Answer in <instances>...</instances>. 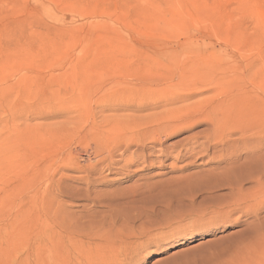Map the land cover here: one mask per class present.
Returning a JSON list of instances; mask_svg holds the SVG:
<instances>
[{"label": "rangeland", "instance_id": "rangeland-1", "mask_svg": "<svg viewBox=\"0 0 264 264\" xmlns=\"http://www.w3.org/2000/svg\"><path fill=\"white\" fill-rule=\"evenodd\" d=\"M260 112L264 0H0V264H264Z\"/></svg>", "mask_w": 264, "mask_h": 264}, {"label": "bare ground", "instance_id": "bare-ground-1", "mask_svg": "<svg viewBox=\"0 0 264 264\" xmlns=\"http://www.w3.org/2000/svg\"><path fill=\"white\" fill-rule=\"evenodd\" d=\"M145 96H143L142 94H140V98H144ZM105 98H108V97H105ZM75 101V100H74ZM141 105H143V104H141ZM146 105V104H145ZM196 106L197 105H194L193 107H192V109H194V108H196ZM141 107V106H140ZM200 107H202V105H199V109H200ZM199 111H201V114H202V112L204 113L205 112V110H199ZM193 112H194V110H193ZM225 112H223V114H224ZM226 113H227V115H226V119L228 120V121H225V120H223V121H221V119L219 118L218 119V117H217V120H215V123H214V125H215V134H213V135H211L209 138H208V142L210 143L211 141H213V140H217V139H219L218 138V135H223V133L226 131V130H228V125H226V124H228L229 123V121H231L232 122V120H231V117H230V115L228 114V112H227V110H226ZM261 113V112H260ZM163 115V117H166L165 119H160L159 121L157 120V121H152L151 119H149V120H151V122H148L147 121V123L148 124H145V125H143L142 124V126L144 127V129H145V131L148 129L149 131H150V134H151V131H153L154 130V127H155V129H158L160 132H159V134H161V132H163V133H171V132H174L175 130H176V128H179V127H182V126H185V125H187V122H188V120H187V118H185L184 117V113L183 112H178L177 114H171V115H167V113H166V115H164V114H162ZM225 115V114H224ZM159 116H161V115H159ZM258 116V115H257ZM259 121H260V124H259V122L258 123H255V125L257 124V127H258V124H259V127H263L264 126V119H263V113H261L260 115H259V117L257 118ZM143 120H147V118H143ZM144 122V121H143ZM152 122H154L153 124H156L157 123V125L156 126H154V125H152L151 123ZM141 123V122H140ZM224 123V124H223ZM263 125V126H262ZM141 126V125H140ZM152 128H153V130H152ZM141 129H142V127H141ZM140 129V130H141ZM140 130L138 131V132H140ZM147 130V131H148ZM257 130V133H256V135L258 136V137H261V132H260V130H261V128H258V129H256ZM155 131V130H154ZM157 131V130H156ZM232 131H233V127L231 126V130H230V132L227 134V136H225V137H229V135L232 133ZM143 132V131H142ZM259 132H260V134H259ZM155 133H157V132H155ZM138 134V133H137ZM140 134L142 135V136H144V134L143 133H141L140 132ZM139 134V135H140ZM146 135V134H145ZM149 135V132H148V134H147V136ZM260 135V136H259ZM152 136H154V135H152ZM151 136V137H152ZM154 138H155V136H154ZM96 139V148L93 150V152L95 151L96 152V154H102V153H104L103 155H105V156H103L102 155V157L105 159H108V160H112L113 159V157H112V154H114V147H113V144L109 141V140H107V139H105V138H103V137H100V138H95ZM140 139V138H139ZM151 139V138H150ZM158 139V138H157ZM227 139V138H226ZM262 139V138H261ZM98 141V142H97ZM152 142H154V141H156V138H155V140L153 141V139L151 140ZM157 142V141H156ZM195 142V144H194V147H192L191 149H190V151L191 152H193L194 153V151H196L197 149V147L198 146H196V141H194ZM139 143H142V142H139ZM138 143V144H139ZM193 144V143H192ZM141 145V144H140ZM95 147V146H94ZM218 146H216L215 144L213 145V144H211L210 145V149H215V148H217ZM117 148V147H116ZM264 153V152H263ZM177 160V159H176ZM214 161H216V160H214ZM218 161V160H217ZM219 162H220V160H219ZM93 167V166H92ZM35 183H37V178L35 177V176H32V175H30L29 176V187H30V192H29V194H31V198H32V200L33 201H35V200H38V198H39V192H37V190L36 191H34L33 192V185L35 184ZM241 185V184H240ZM239 185V186H240ZM20 214H17L16 216H15V218H14V220L11 222V223H9V225L10 226H13V227H18V226H21V219H20ZM10 222V221H9ZM3 219H0V257L1 256H3V255H5V253H6V251H7V249H8V247H9V245H13V244H10V240H9V238L7 237V235H10V233H9V231H7V227L9 226ZM152 229V228H151ZM142 233V232H141ZM141 235V234H140ZM12 238L13 239H16V237H15V233H12ZM131 255H132V253H131Z\"/></svg>", "mask_w": 264, "mask_h": 264}]
</instances>
